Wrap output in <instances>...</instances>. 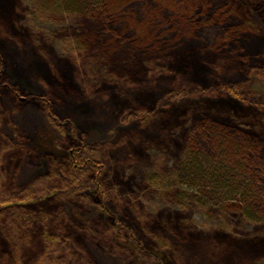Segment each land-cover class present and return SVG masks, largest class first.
I'll list each match as a JSON object with an SVG mask.
<instances>
[{
	"label": "rangeland",
	"instance_id": "1",
	"mask_svg": "<svg viewBox=\"0 0 264 264\" xmlns=\"http://www.w3.org/2000/svg\"><path fill=\"white\" fill-rule=\"evenodd\" d=\"M217 1L0 0V172L15 190L48 178V197L25 207L47 214L50 232L57 214L65 220L63 257L264 264V224L229 218L232 201L196 184L210 170L202 150L264 185V0H226L233 17ZM229 142L253 154L232 161ZM84 146L103 154V194L69 193L68 149ZM169 176L192 200L177 203ZM41 221L22 264L43 252ZM6 231L0 224V264H18Z\"/></svg>",
	"mask_w": 264,
	"mask_h": 264
},
{
	"label": "trees",
	"instance_id": "2",
	"mask_svg": "<svg viewBox=\"0 0 264 264\" xmlns=\"http://www.w3.org/2000/svg\"><path fill=\"white\" fill-rule=\"evenodd\" d=\"M98 1L99 3L101 2L104 4L108 0ZM213 3L214 1L211 3L209 1L207 4L209 7H211ZM228 3L229 2L226 0H218L214 4V7H225L224 9L227 11V14L233 17L232 11L234 8H237L229 5ZM42 11L50 12L51 10L50 8H48V10L43 8ZM244 26L248 27L249 29L251 28L250 22ZM251 45L255 44L251 42ZM226 92L234 98H240L241 91L236 86H226ZM180 95V92H175V94H173L174 97H178ZM260 107H263V104H261ZM0 124L3 123L1 122ZM228 144L231 145L228 154H232V161L235 158H239L242 162H244V158L247 160V156H251L253 154V149L250 147L252 146L251 144L243 145V147H236V144L230 142ZM8 150L9 149H6L4 154L5 152L7 153ZM12 151H14V153L23 155L26 150ZM68 151L69 154L66 170L67 177H69L70 180L68 184L69 186L71 185L70 187H74L69 189V193H73L78 189L89 188L95 190L96 193L101 192L103 194L105 191L103 178L101 177V174H98V172H101L102 170L100 168L103 164L102 152H100L99 149H96L95 147L88 146L76 148L69 147ZM199 153L204 160V165H207L211 170V172L209 169H206V171H208V174H211H199L196 184L200 185L201 187H207L213 192L217 193L221 198L216 201L224 203L226 201H232L228 204L227 208L228 213H231L230 215L227 214L229 218H231V216L234 214H238L239 218L244 222L248 221L250 224H264V206H262L258 201L259 198L264 199V192L261 191V188L263 189L264 185H261L258 176H253L251 179L245 178L244 175L238 176L236 171H239L240 167L238 168L235 166L236 171L232 170L228 165V155H220L217 157L212 156L209 153H204L202 150L199 151ZM7 156L9 155L7 154ZM53 178L55 177H52L51 179ZM160 179H164V177L161 176L159 177V181ZM47 180L48 178L39 179L38 181L30 183L18 190H15L14 188L9 189L6 187L7 179L5 175L0 172V224L5 226L7 230L6 233L12 240V244L15 248L14 252L16 253V258H19L18 264L23 263L22 255L27 251L25 250V240L27 239L30 241L35 235L29 230V226L34 218L38 220L42 219L39 237L43 252L37 260L36 257L33 258L32 262L35 260L36 262L31 264H77L76 260L68 258V254H66L64 257L62 254H60L65 250L68 241L65 235L61 233V230L64 229V227H67L65 220L59 217L57 214L55 216V222L57 221L56 229L58 232H50L47 226L48 221H50V217L47 214L44 216L40 214L44 213L42 211L33 215V213L27 211L28 209L25 207L29 203L40 201L48 197L51 188L44 187V183ZM169 183L171 185L175 183L174 186L178 187L177 203L179 205H185L188 200H192V197L186 196V194L181 190L180 186L178 184L176 185V182L172 176H169L166 182V184L170 186ZM162 187L163 186H161L159 189H155V193L159 197L162 196ZM37 188L40 189V193L35 192ZM41 189L43 192H41ZM257 189L261 196L257 194ZM59 191L61 190H55L54 194H60L61 192ZM207 202L209 203L212 201L208 200L207 198H198L195 200L197 205H207ZM30 245L32 244L29 243V246ZM33 245H35V242Z\"/></svg>",
	"mask_w": 264,
	"mask_h": 264
}]
</instances>
